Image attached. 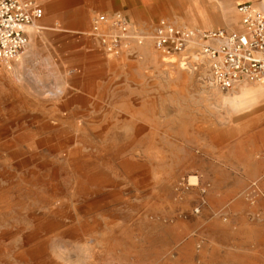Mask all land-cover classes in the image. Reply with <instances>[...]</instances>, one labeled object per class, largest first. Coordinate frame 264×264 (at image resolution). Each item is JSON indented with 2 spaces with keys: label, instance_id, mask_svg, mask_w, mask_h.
Returning <instances> with one entry per match:
<instances>
[{
  "label": "rangeland",
  "instance_id": "374dc122",
  "mask_svg": "<svg viewBox=\"0 0 264 264\" xmlns=\"http://www.w3.org/2000/svg\"><path fill=\"white\" fill-rule=\"evenodd\" d=\"M93 1L62 6L77 10L76 37L41 30L45 10L34 44L0 69V264H264V172L244 182L216 155L219 134L248 145L264 128V97L227 102L239 86L208 85L194 50L164 56L148 43L113 56L91 34L108 10L134 30L161 19L239 29L237 5L264 0H182L173 12L158 0ZM230 5L237 25L225 22ZM102 63L109 76L97 87ZM228 244L252 258L223 255Z\"/></svg>",
  "mask_w": 264,
  "mask_h": 264
},
{
  "label": "built area",
  "instance_id": "2783aa9c",
  "mask_svg": "<svg viewBox=\"0 0 264 264\" xmlns=\"http://www.w3.org/2000/svg\"><path fill=\"white\" fill-rule=\"evenodd\" d=\"M236 10L242 31L201 30L167 19L148 31L134 30L128 15L116 11L96 15L91 34L113 56H135L148 43L164 56L194 50L207 67L206 83L229 92L241 81L264 83V3L243 2ZM42 17L38 0H0V68L24 52L26 30Z\"/></svg>",
  "mask_w": 264,
  "mask_h": 264
},
{
  "label": "crops",
  "instance_id": "0c3cea01",
  "mask_svg": "<svg viewBox=\"0 0 264 264\" xmlns=\"http://www.w3.org/2000/svg\"><path fill=\"white\" fill-rule=\"evenodd\" d=\"M45 8L41 4L40 0H38V3L40 4L41 8L43 9V17H44V11L46 10V16L43 19V17L38 20L37 22L41 21V23L45 25H51L53 24L52 27L50 26H43L39 25L41 30L44 28H52L57 30L60 35H65L68 34L72 37H76V33L79 31V24L76 18L77 10H63L62 6L66 4H77L80 2V0H43ZM145 3H148V1H144ZM93 3L99 4V5H104L105 7L109 6L111 4L110 0H94ZM175 1H168V0H158L155 2L157 5L156 8L159 7H165L169 6L170 10L176 11V8L173 5ZM258 4L262 5V3L259 1L257 2ZM169 4V5H168ZM171 4V5H170ZM173 6V7H172ZM238 6V5H237ZM109 8V7H108ZM237 8V7H236ZM226 18L229 19V21H225L227 23H230L231 25H237V22H233V18H236L235 16V11L233 10V5H230V9H226ZM115 11H110L108 12H103L104 14H113ZM237 12V10H236ZM100 13V14H103ZM238 14V13H237ZM239 16V15H238ZM129 17V15H128ZM221 29V28H220ZM224 29V28H222ZM243 27L240 22V16H239V29H227V30H233V31H242ZM30 27L26 30V35L28 37L29 42L31 43V34H30ZM212 30H217V29H212ZM40 33V31H39ZM38 33V34H39ZM34 44V43H33ZM27 55H23L21 59H18L17 63L18 65L22 64V60ZM12 62V61H11ZM10 62V63H11ZM10 63L5 65L4 67L11 68ZM16 63V65H17ZM101 69L100 73L97 75V79L93 82L98 86H104L106 84V80L108 79L109 73L108 71L105 70L104 63L101 64ZM239 90L236 94L232 95L227 102L230 104L238 107V106H244L245 104H248V102H252L251 104L254 105L257 103L260 98L264 97V83L260 85H250L248 84L247 81H241L239 84ZM238 130L239 128H230L229 130ZM229 136H223L222 134H219L217 137L216 141L220 144V149L217 151L216 155L218 156L219 160L224 164V165H231V167H236L241 169V171L244 174V177H242V180L248 181L252 178L255 177V175H258L262 172H264V153L261 151L260 153H257L252 144L251 141L254 140H261L264 143V128H260L258 131L254 132L252 136H250L247 141L248 145L246 144H239L236 146H231L228 147L226 146V142L228 141ZM257 155H260L261 159L257 160L255 157ZM238 156V161H235V157ZM240 156H243L242 160L240 159ZM243 186V185H242ZM219 230H221L222 234H230L232 233V229H237V227H232V226H226L224 224H219L217 226ZM233 237H236V233L233 232ZM238 237V236H237ZM249 244H250V249L252 250V244H253V238L249 237ZM237 241V240H235ZM237 247L230 248V244L228 245H223L220 249L221 253L225 256L229 255L232 253L233 256L236 258H244V259H251L252 258V252H250L248 249L245 250V252H237L235 251ZM249 251V252H248ZM237 253V254H236Z\"/></svg>",
  "mask_w": 264,
  "mask_h": 264
},
{
  "label": "bare ground",
  "instance_id": "6f19581e",
  "mask_svg": "<svg viewBox=\"0 0 264 264\" xmlns=\"http://www.w3.org/2000/svg\"><path fill=\"white\" fill-rule=\"evenodd\" d=\"M183 3V1L182 0H180L179 2L178 1H175V4L176 5H178V4H182ZM177 10V9H176ZM191 9H188V8H186V9H183V11L184 12H189ZM195 13V12H194ZM39 29V26H38V24H35V25H33V26H31L30 27V34H31V45L35 42V40L32 38V35H34L35 33H36V31ZM27 46H30V43H28V45ZM27 48V47H26ZM26 50V49H25ZM1 69V68H0ZM260 84H263V83H260Z\"/></svg>",
  "mask_w": 264,
  "mask_h": 264
}]
</instances>
